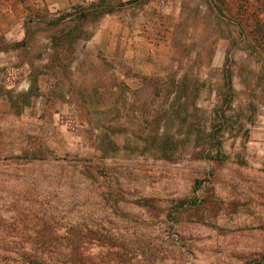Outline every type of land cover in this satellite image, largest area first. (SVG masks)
Returning a JSON list of instances; mask_svg holds the SVG:
<instances>
[{"label": "rangeland", "instance_id": "rangeland-1", "mask_svg": "<svg viewBox=\"0 0 264 264\" xmlns=\"http://www.w3.org/2000/svg\"><path fill=\"white\" fill-rule=\"evenodd\" d=\"M172 6L168 44L137 70L95 41L106 10L29 14L20 37L0 36V264L46 257L52 216L61 236L74 228L83 264L264 253V68L237 45L226 55L205 0Z\"/></svg>", "mask_w": 264, "mask_h": 264}, {"label": "crops", "instance_id": "crops-1", "mask_svg": "<svg viewBox=\"0 0 264 264\" xmlns=\"http://www.w3.org/2000/svg\"><path fill=\"white\" fill-rule=\"evenodd\" d=\"M174 2L175 0H27L25 3L7 0L0 4V36L20 37L23 30L19 27L29 14L45 19L46 16H57L63 12H70L66 14V17H70L82 12L106 10L105 24L102 23L96 30L95 41L104 47L109 54L107 56L119 55L121 58L124 54V58L129 59L130 66L137 70L151 65L150 58L160 56L157 50L162 51L168 44L164 35L167 27L165 23L168 22L169 25L173 17L171 15L177 13L173 10ZM136 5L140 7L134 18L124 20L117 14L119 11H130ZM156 19L161 22L156 23ZM156 30L160 33L155 32Z\"/></svg>", "mask_w": 264, "mask_h": 264}, {"label": "trees", "instance_id": "trees-1", "mask_svg": "<svg viewBox=\"0 0 264 264\" xmlns=\"http://www.w3.org/2000/svg\"><path fill=\"white\" fill-rule=\"evenodd\" d=\"M20 1L25 2L26 0ZM205 1L212 11L221 16V21L226 26L223 29V38L228 42L226 55L231 50V47L237 45L239 50L246 52L247 56L256 58L260 62L261 67L264 68V22L260 18V13L264 12V0ZM100 11L102 10H97L96 12ZM233 31L236 32V37L233 35ZM225 61L222 69L224 84L232 87L234 79L233 61L228 56H226ZM230 101L228 95H225L220 100L221 106ZM86 168L90 170L86 172L94 174L93 180L96 182L98 174H96L94 167L86 166ZM86 172L82 168L81 170L79 169V174L81 175H86ZM49 223L51 239L45 242L43 247H40L48 255L44 258L33 255L34 257L31 259L21 260L27 262V264H83L79 256L80 243L79 239L76 238L74 228L67 227L66 234L61 236L59 230L64 226L63 223H60L55 216L49 218ZM253 264H264V253Z\"/></svg>", "mask_w": 264, "mask_h": 264}]
</instances>
